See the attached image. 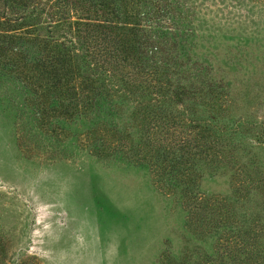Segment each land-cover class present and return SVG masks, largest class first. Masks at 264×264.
Segmentation results:
<instances>
[{
	"label": "rangeland",
	"instance_id": "1",
	"mask_svg": "<svg viewBox=\"0 0 264 264\" xmlns=\"http://www.w3.org/2000/svg\"><path fill=\"white\" fill-rule=\"evenodd\" d=\"M156 4L149 22L177 59L174 78L187 69L224 96L210 99L205 84L204 97L165 101L177 122L151 128L145 152L188 135L185 115L212 124L221 145L194 158L185 186L158 166L159 153L154 165L135 151L145 123L134 101L116 95L71 117L50 111L55 101L39 118L31 91L0 74V264H250L233 245L249 225L264 240V0ZM99 122L110 129L102 151ZM213 197L223 199L217 215Z\"/></svg>",
	"mask_w": 264,
	"mask_h": 264
},
{
	"label": "trees",
	"instance_id": "2",
	"mask_svg": "<svg viewBox=\"0 0 264 264\" xmlns=\"http://www.w3.org/2000/svg\"><path fill=\"white\" fill-rule=\"evenodd\" d=\"M157 1L161 2L0 0V74L14 77L31 91L33 95L29 98L39 118L48 111L46 104L55 101L57 103L51 105L50 111H58L64 117L87 116L102 100L110 102L116 95L134 101L133 115L145 123L143 136L132 141L135 151L140 150L143 157L146 154L154 165H158L153 158L159 153L157 160L161 162L158 166L187 186L194 181V158L204 149L208 152L215 145H221L213 125L185 115L186 120L180 126H190L188 135L172 139L165 147L156 144L157 149L152 147L145 152L144 147L151 145V128L166 130L167 119L175 126L177 121L165 112L168 111L164 107L165 101L181 104L198 94L204 97L206 93L202 88L205 84L210 88V99L224 95L222 90L211 86L213 82L207 78H199L198 83L190 80L187 69H182L184 81L174 78L180 71L177 59L170 53L164 54L165 46L161 45L167 40L160 37L161 32L153 29L149 22L155 12L151 8L158 5H155ZM162 33L166 34L165 31ZM157 37L162 39L161 43L157 42ZM178 62L182 64V60ZM211 110L214 116L219 114V109L217 112ZM92 130L98 134L95 148L102 151L108 146L110 129L104 122H99ZM119 133L120 130L113 129L111 134L118 136ZM159 172L163 175L160 169ZM194 189L192 185L193 192ZM222 201V198L211 201L214 206L210 209L214 215L220 212ZM200 202L204 209L209 200L201 197ZM252 228L249 225L240 233L239 248L232 244L237 252L236 259L264 264V240H260L258 231ZM250 239L253 241H248ZM233 242L238 243L239 239Z\"/></svg>",
	"mask_w": 264,
	"mask_h": 264
}]
</instances>
